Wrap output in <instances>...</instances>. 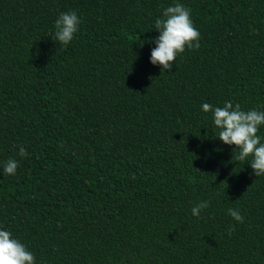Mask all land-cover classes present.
<instances>
[{
    "label": "trees",
    "instance_id": "obj_1",
    "mask_svg": "<svg viewBox=\"0 0 264 264\" xmlns=\"http://www.w3.org/2000/svg\"><path fill=\"white\" fill-rule=\"evenodd\" d=\"M177 3L200 47L161 72L154 25ZM228 101L264 111V0H0V230L36 264H264V176L202 110Z\"/></svg>",
    "mask_w": 264,
    "mask_h": 264
},
{
    "label": "clouds",
    "instance_id": "obj_2",
    "mask_svg": "<svg viewBox=\"0 0 264 264\" xmlns=\"http://www.w3.org/2000/svg\"><path fill=\"white\" fill-rule=\"evenodd\" d=\"M80 18L75 11L61 13L55 21V32L52 37L61 45H68L78 32ZM159 33L154 39L155 47L151 50L150 63L160 66L162 71L173 69L176 57L184 53L185 49H198L200 33L194 27L191 10L182 4L167 7L163 18H158L154 25ZM205 113L212 112L214 125L219 129L218 139L225 145L235 146L238 152L236 159L245 162L251 157L250 167L256 177L264 176V143L258 136L260 126L264 125V111L241 109L240 104L233 106L231 101L225 102L223 107H213L208 103L202 105ZM19 156L26 157L27 150L21 146ZM18 161L9 159L4 163L3 171L8 175H15ZM210 206L209 201H201L192 208V215L199 217L202 210ZM229 215L238 223H243L244 217L239 210L228 209ZM233 227L228 233L232 234ZM0 264H36L35 257L26 246L12 233L0 230Z\"/></svg>",
    "mask_w": 264,
    "mask_h": 264
}]
</instances>
